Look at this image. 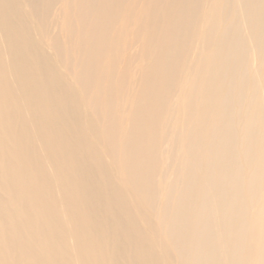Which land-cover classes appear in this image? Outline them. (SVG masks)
I'll return each instance as SVG.
<instances>
[{
	"label": "bare ground",
	"instance_id": "6f19581e",
	"mask_svg": "<svg viewBox=\"0 0 264 264\" xmlns=\"http://www.w3.org/2000/svg\"><path fill=\"white\" fill-rule=\"evenodd\" d=\"M0 264H264V0H0Z\"/></svg>",
	"mask_w": 264,
	"mask_h": 264
}]
</instances>
